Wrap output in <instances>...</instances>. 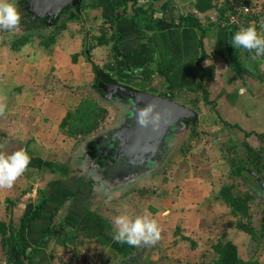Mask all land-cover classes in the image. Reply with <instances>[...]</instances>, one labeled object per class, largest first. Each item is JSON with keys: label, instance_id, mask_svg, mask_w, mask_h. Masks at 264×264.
Here are the masks:
<instances>
[{"label": "crops", "instance_id": "1", "mask_svg": "<svg viewBox=\"0 0 264 264\" xmlns=\"http://www.w3.org/2000/svg\"><path fill=\"white\" fill-rule=\"evenodd\" d=\"M197 1L135 0L136 4L130 1L126 5L124 0H83L82 20L80 23H71L79 25L76 27L80 29L71 32L70 38L63 42L57 41L54 45L53 67L58 76H62V70L67 71V75L61 79L93 85L96 77L93 65L88 62L83 50L90 44L96 45L91 52L95 64L109 62L107 68L116 62L123 64V72L114 73L117 82L135 84L136 89L168 96L198 114L196 135L190 134L182 148V154L192 157L191 161L196 163L204 164L205 161L215 160V168L212 169L216 170L215 177L218 178L213 179L211 184L215 191L218 192L223 183L229 184L228 180H231L230 184L248 186L249 193V188L252 187L247 183H252L261 187L264 194V170L261 172L259 169L264 166V57L253 59L254 53L243 48L235 49L231 45L235 33L210 22L204 14L211 9L205 13L199 12L195 7ZM14 2L19 7L21 0ZM119 13H123V16L113 24L110 23ZM191 14L199 19L200 27L177 25L180 17ZM201 15L203 16L200 17ZM85 32L87 38L82 36ZM103 36L106 37L107 44L97 45L98 39ZM66 41L68 42L65 43ZM75 54H78L77 63L73 61ZM40 56L42 57L41 53ZM30 71V68L25 67L20 76L25 84L26 78L32 74ZM39 97L41 96H36ZM58 98L57 93H54L50 104L66 107L60 110L54 120L60 126L67 113L77 107L83 97L66 96L62 98V103H56ZM49 116L47 113L46 117ZM187 132L190 131L186 130L185 133ZM208 143L213 145L205 150ZM19 144L26 145L22 142ZM210 147L213 149L208 150ZM27 152L33 154L30 149ZM201 152L203 154L199 157ZM83 158L81 161L85 165ZM86 161L87 171L98 173L99 169L92 165L91 160ZM234 161L238 165H245L243 179L246 181H242V178L236 181L231 179L234 169L231 163ZM45 168H30L20 176V188L14 187L3 192L5 204L9 201L17 204L12 199V194L18 193L20 199L23 197L17 208L11 203L10 207L7 204L0 207V222L13 223L16 228L25 215L33 212L39 200V189L47 190L50 200L42 216L29 224L25 243H12L10 253L9 248L0 244V264H14L23 253L31 259L28 262L27 258L26 264H77L76 261H71L74 259L72 253L66 252V244L75 250L85 243V237L91 239L90 236H97L94 240L103 243L106 248L109 245L104 238L109 236L103 231L105 228L108 230L105 226L110 221L92 204L97 200L93 191V178L84 174V169L76 176L71 168L65 171L62 179L39 188L35 179L40 177ZM191 170L195 168L191 167ZM52 171L55 173L57 169ZM232 177L236 178L234 175ZM102 179L101 176L100 180L103 181ZM248 179L254 181L249 182ZM180 180L185 179L181 177ZM202 180L207 183L205 177ZM219 203L220 209L225 211L221 216L226 218L227 214H232L227 204L223 201ZM262 206L264 208V202ZM233 223L236 226L234 220L230 225ZM263 228L264 221L261 222V242L264 238ZM53 231H58V237L49 238ZM238 233L239 236L244 234L243 231ZM227 239L232 240L240 252L238 242L228 236Z\"/></svg>", "mask_w": 264, "mask_h": 264}, {"label": "rangeland", "instance_id": "2", "mask_svg": "<svg viewBox=\"0 0 264 264\" xmlns=\"http://www.w3.org/2000/svg\"><path fill=\"white\" fill-rule=\"evenodd\" d=\"M76 26L79 25L69 23L68 29L57 37V41L63 42L68 37L70 38L71 32L80 29ZM21 32L24 31L17 29V32L9 33L0 30V41H6V44L0 47V95L6 97L7 105L5 114L0 116V143L6 142L5 150L9 153L21 149L23 144H19V142L27 145V149L33 152V154L28 153L31 161L27 170L36 168V166L37 168L46 167L40 177L35 179V183H39V188L47 187L50 182L52 183L56 179H62L65 171L71 168L76 176H79L84 169V174L92 178H99L95 172L87 171L88 163L82 156L85 158L87 156L89 161V155L93 158L99 157V155L95 156L99 147L98 139L104 143L103 138L107 137L110 130L117 129L118 121L120 125L122 119L128 117L127 107L124 109L118 102L107 100L106 94L97 92L92 84L61 79L67 75V71L62 70V76H58L56 68L53 67V55L44 51L40 52L43 50L41 46H26L19 53L11 51L10 42L14 38L20 37ZM82 36L83 38L88 37L86 32ZM108 64L109 62H105L98 66L106 69L104 67ZM25 67L30 68L29 73L33 74L26 78V84L20 77ZM114 79L118 80L116 77ZM129 85L137 87L135 84L129 83ZM16 88L22 90L17 92ZM10 90H13L11 96H9ZM54 93L60 97L56 103H62L63 97L75 95L80 99L83 97L84 100L97 101L100 106L109 111L108 122L92 135L73 137L70 134L71 130L62 131L60 126L55 124L54 120L58 113L66 107L50 104L51 101L53 102L52 95ZM37 95L41 97L36 98ZM45 112L50 114L49 118L46 117L47 113ZM186 128L167 138L169 145H165L162 161L160 159L159 163L157 162L158 166L151 174L145 175V171L118 182L119 186L109 187L114 193V199L110 204L104 203L106 197L102 195L103 193L95 192L97 200L92 203L93 207H96L103 216H107L110 221L109 225L105 226L108 230L104 229L108 232L103 231L109 236L108 238L104 237L106 241L104 242L109 245L106 248L103 243L94 240L97 236H90L91 239L85 237V243L75 250L70 249L66 244V252L72 253L74 257L73 260L70 259L71 261H76L77 264H211L212 245L225 235L238 242L242 257L246 259L258 258L260 263L264 264V238L261 243L256 244L251 235L249 236L245 232L239 236L240 230L234 226V223L230 225L233 220L236 222V218L232 214H227L226 218L221 216L225 211L218 206L219 201H215L218 192L211 185L214 182L213 179L218 178L215 177L216 170L212 169L215 168V160L205 161L204 164L196 163L191 161L192 157L182 154V148L190 136V132L185 133ZM70 144L72 145L70 146ZM212 145L213 143L211 145L208 143L205 150ZM232 145L235 146L234 143ZM210 149L213 148L210 147L208 150ZM202 154L203 152L199 157ZM82 158L86 162L85 165L81 161ZM153 165L155 166V164ZM191 167L195 168L193 170L195 173ZM54 168L60 172L54 173L52 171ZM181 177L185 180H180ZM203 177L206 178L207 183L202 180ZM19 181H21V177L17 179L11 189L20 188ZM92 181L93 184L96 182L94 179ZM228 181L230 184L231 180ZM253 181L251 179L249 182ZM247 184L252 187L249 190L255 196L250 205L252 222L258 238L262 239L263 189L252 185V183ZM5 190L0 189V207L6 204L10 207V202L5 204L3 200ZM235 192L245 194L248 192V186L245 184L242 186L239 183ZM12 199L19 204L23 197L20 199L16 193L12 194ZM17 204H14V208H17ZM125 209L133 215L141 214L144 210L151 212L163 228L161 240L154 246L140 247L117 243L113 239L111 220ZM235 233L237 234L235 235ZM184 237L191 238L197 246L193 248L192 243L185 241ZM104 248L106 250L103 251ZM104 256L106 257L103 259Z\"/></svg>", "mask_w": 264, "mask_h": 264}, {"label": "trees", "instance_id": "3", "mask_svg": "<svg viewBox=\"0 0 264 264\" xmlns=\"http://www.w3.org/2000/svg\"><path fill=\"white\" fill-rule=\"evenodd\" d=\"M78 1L79 2L76 6H70L60 15L56 17H50L47 14L37 13L39 10L36 7L32 6V0H21L18 10L21 13L22 20L18 29L24 32H21L20 37L14 38L10 42L9 46L11 47V51L19 53L26 46H33L38 42V46H41L43 49L42 51H46L47 53L50 52V54L52 55L54 45L57 43V37L62 32L68 29L69 23L79 22L82 20V13L84 12V2L83 0ZM124 1L126 5L130 1H133L134 4H136L135 0ZM195 4L196 9L201 13H205L210 9H213L212 0H198ZM122 16L123 13L117 14L110 23L113 24ZM177 25L200 27L199 19L193 14L187 17H180ZM13 32H17V30ZM98 42L99 43L97 45L103 46L107 44V39L105 36H103L98 39ZM4 43L6 44V41H0V47L5 45ZM85 44H88L87 40H85ZM95 46L96 45L92 44H90L89 46H85L83 53L87 56V59L89 60L88 62L93 65V70L96 77L92 86L97 90V92L104 94V90L101 85L103 84L105 78L114 79V73L117 71L123 72L124 66L122 63L116 62L113 63L112 67L107 68V66L105 67L106 69L100 68L93 62L91 58V52ZM73 61L74 63H77L78 54H75L73 56ZM20 90L22 89L16 88L17 92ZM11 95H13V90L9 91V96ZM197 118L198 114L195 112L193 120L187 124L186 130L190 131L191 135H196ZM108 119L109 111L106 108L100 106L97 101L83 99V101L77 107L73 108L67 113V115L61 122L60 129L65 132L71 130L70 134L73 135V137H78L81 135H92L93 133L103 128L104 125L108 122ZM98 159V156H96V158H93L94 162L95 160L98 161ZM231 165L234 167L231 179L236 181L237 179L241 180L242 178L243 181H246L245 178L243 179V176L245 174V165H238L235 161L231 163ZM259 169L262 172L264 170V166ZM233 175L236 176V178L232 177ZM236 187L237 186L234 183H223V186L218 191L215 199L218 201H223L231 209L232 215L236 218V227L238 228V230L251 235L253 241H255L256 244H259L261 243V239L258 238L257 232L253 225V216L251 214L250 208V203L255 199V196L249 192L245 194L235 192ZM38 196L39 200L36 202L33 212L29 215H25L21 219V224L19 227L16 228L13 223L6 224L5 222H0V244L4 248H9L8 253H10L11 251L12 243H25L27 241V230L29 224L33 220L41 217L44 209L49 205L50 196L47 190L39 189ZM9 202L11 204H14V202ZM56 233H58V231H53L49 235V238L58 237L59 234ZM183 239L185 241L191 242L193 248L197 246L196 242L191 240V238L184 237ZM210 251H212L213 255L211 264H261L258 258L244 259L239 252L238 246L232 240L227 239V236L225 235H223L221 239H219L212 245ZM27 258L28 255L23 253L14 261V264H26ZM28 262H31L30 257L28 258Z\"/></svg>", "mask_w": 264, "mask_h": 264}, {"label": "clouds", "instance_id": "4", "mask_svg": "<svg viewBox=\"0 0 264 264\" xmlns=\"http://www.w3.org/2000/svg\"><path fill=\"white\" fill-rule=\"evenodd\" d=\"M22 16L14 0H0V30L13 32L19 28ZM231 45L254 53L253 59L264 57V18L241 27L231 40ZM264 67V65H262ZM6 97L0 95V116L5 114ZM155 105L149 104L138 114V123L147 127L150 124L159 125L161 115L155 112ZM155 113V114H154ZM6 142L0 143V189H11L17 179L27 170L31 161L26 149L9 153ZM93 191L103 193L105 204H110L114 194L105 181L93 177ZM113 239L120 244L133 247L154 246L162 238L163 228L158 220L148 210L141 214H130L126 209L111 220Z\"/></svg>", "mask_w": 264, "mask_h": 264}, {"label": "water", "instance_id": "5", "mask_svg": "<svg viewBox=\"0 0 264 264\" xmlns=\"http://www.w3.org/2000/svg\"><path fill=\"white\" fill-rule=\"evenodd\" d=\"M78 2V0H32V6L39 10L37 13L56 17L70 6H76ZM101 86L107 100H114L123 104L124 107L129 106L131 109V116L129 117L131 123L113 131V137L108 142L112 147L111 149L114 150L113 154L119 150L120 157H127V162L131 168L139 167L140 164L149 165L151 162L153 163L158 151L165 152L163 143L166 139L185 129L195 116L194 111L180 105L168 96L136 89L128 84H121L113 78H105ZM149 104H154L156 106L155 112H159L161 115L158 126L150 124L143 127L138 123L139 111ZM21 149H27V146L23 145ZM148 169L153 170V168ZM148 169L138 171L137 174L128 176V179Z\"/></svg>", "mask_w": 264, "mask_h": 264}, {"label": "flooded vegetation", "instance_id": "6", "mask_svg": "<svg viewBox=\"0 0 264 264\" xmlns=\"http://www.w3.org/2000/svg\"><path fill=\"white\" fill-rule=\"evenodd\" d=\"M121 107L125 109L123 104H121ZM126 107H128L127 108L128 111H126V113L128 112V117L123 118L120 125H119V121H118V124L116 125V127L118 126L117 128H119L123 125H128L129 123H131V121L129 120L130 119L129 117L131 116V109L127 105H126ZM112 132L113 131L110 130V132L108 133L109 137L105 136V138L103 140L104 143H102L101 140L98 139L99 147L95 153V156L99 155L98 161L95 160V162H94L93 156L88 154L90 156L88 158H90L92 165L95 168H97V167L101 168V169L98 168L99 170H98V173H96V174L101 175L103 177L102 180L107 182L106 183L107 187L113 188L115 186H119V185H117V183L127 180L128 176H132L133 174H137L138 171L141 172L144 169L153 168V170L148 169V170H146V172L144 171L145 175H149L152 173V171H154L157 168L158 163H159L158 161L160 159H161L160 161H162L163 153H162V151L161 152L158 151L157 156L154 157L153 163L151 162L149 165H141L140 164L139 167L134 166L133 168H131L127 162L128 161L127 157H125V156L120 157L119 156V150H117V152L115 154H113L114 150L111 149L112 147L109 145L110 143H108L109 141H111L110 138L113 137ZM163 144H164L163 147H165V145L168 146L169 141L166 139V141ZM86 159H87V156H86ZM88 161H89V159H88ZM153 164H155V166Z\"/></svg>", "mask_w": 264, "mask_h": 264}, {"label": "built area", "instance_id": "7", "mask_svg": "<svg viewBox=\"0 0 264 264\" xmlns=\"http://www.w3.org/2000/svg\"><path fill=\"white\" fill-rule=\"evenodd\" d=\"M212 2L213 9L204 16L220 28L229 29L234 33L241 27L264 18V0H212Z\"/></svg>", "mask_w": 264, "mask_h": 264}]
</instances>
